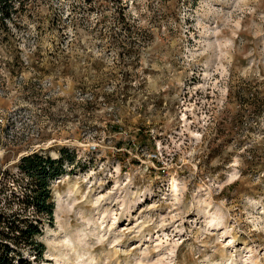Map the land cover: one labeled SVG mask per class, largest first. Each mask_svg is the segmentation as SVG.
Instances as JSON below:
<instances>
[{
	"label": "rangeland",
	"instance_id": "obj_1",
	"mask_svg": "<svg viewBox=\"0 0 264 264\" xmlns=\"http://www.w3.org/2000/svg\"><path fill=\"white\" fill-rule=\"evenodd\" d=\"M126 2L0 36V165L66 158L31 264H264V0Z\"/></svg>",
	"mask_w": 264,
	"mask_h": 264
},
{
	"label": "trees",
	"instance_id": "obj_2",
	"mask_svg": "<svg viewBox=\"0 0 264 264\" xmlns=\"http://www.w3.org/2000/svg\"><path fill=\"white\" fill-rule=\"evenodd\" d=\"M92 1V0H88ZM30 0H0V36L16 24ZM126 0H106L107 11L126 20ZM105 11V10H104ZM61 153V150H60ZM66 158L45 151L21 156L16 170L0 165V264H31L42 259L45 245L39 240L52 224L56 203L52 186L66 172Z\"/></svg>",
	"mask_w": 264,
	"mask_h": 264
}]
</instances>
